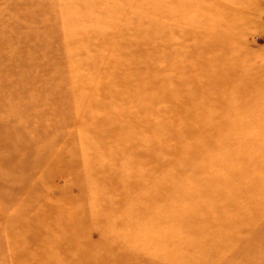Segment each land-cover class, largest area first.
I'll use <instances>...</instances> for the list:
<instances>
[{
    "label": "rangeland",
    "instance_id": "obj_1",
    "mask_svg": "<svg viewBox=\"0 0 264 264\" xmlns=\"http://www.w3.org/2000/svg\"><path fill=\"white\" fill-rule=\"evenodd\" d=\"M0 264H264V0H0Z\"/></svg>",
    "mask_w": 264,
    "mask_h": 264
}]
</instances>
